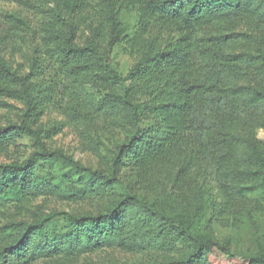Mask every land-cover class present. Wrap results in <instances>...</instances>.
Wrapping results in <instances>:
<instances>
[{"label":"trees","instance_id":"16d2710c","mask_svg":"<svg viewBox=\"0 0 264 264\" xmlns=\"http://www.w3.org/2000/svg\"><path fill=\"white\" fill-rule=\"evenodd\" d=\"M130 2L143 28L179 24L183 31L166 44L135 36L138 57L124 75L101 50V27L92 28L83 45L75 42L72 23L49 36L75 90L104 84L109 93L96 108L100 116L133 128L117 146L109 174L68 159L62 176L74 171L80 188L67 195L44 170L57 157L34 151L23 161L0 163V207L56 192L110 196L125 180L135 187L169 186L182 212L137 208L135 198L125 203V194L105 212L63 213L60 226L50 216L6 223L0 226V264L114 245L143 249L149 233L162 249L186 248L181 259L161 264H219L213 254L233 256L227 243L202 234V223L238 230L254 207L253 193L264 192V142L257 137L264 130V0ZM76 3L64 0L69 14ZM108 21L106 44L112 46L125 31L113 13ZM208 25L213 31L198 35L197 28ZM27 82L28 74L19 75L0 58V96L26 101L21 124L0 126V148L22 135L36 136L26 123L33 106ZM242 261L264 264V253L243 254Z\"/></svg>","mask_w":264,"mask_h":264},{"label":"rangeland","instance_id":"374dc122","mask_svg":"<svg viewBox=\"0 0 264 264\" xmlns=\"http://www.w3.org/2000/svg\"><path fill=\"white\" fill-rule=\"evenodd\" d=\"M109 13L115 15L125 31L120 41L112 46L106 44ZM66 22L75 26V42L79 45L90 37L92 28L101 27V50L106 51L107 60L121 75L138 57L133 47L135 36H141V39L153 37L166 44L179 37L183 27L179 24H157L156 28H143L138 7L130 0H77L72 15L64 6V0H0V58L19 75L28 74L27 90L33 98V106L26 123L36 134L35 137L22 135L0 148V163L23 161L34 151L51 153L57 159L48 162L44 170L58 179L59 187L64 188L68 195L80 187L72 181L74 171L62 176L60 168H70L67 160L109 174L117 146L126 140L133 128L123 123L117 125L107 116H100L96 108L109 93L104 84H85L75 90V84L67 76V70L59 61L49 38L53 31L66 28ZM212 31L211 25L197 28L198 35ZM25 109L26 101L22 95L0 96V126L21 124ZM257 137L264 142V130H258ZM112 194L64 197L56 192L27 198L0 207V226L11 222H32L45 216H50L60 226L63 213L105 212L125 194L129 196L125 203L135 198L133 202L137 208L162 214L182 212L183 205L169 186L135 187L124 180ZM252 196L254 207L240 229L223 228L203 221L202 234L214 241L227 243L233 254L229 257L216 253L212 255V261L242 264L243 254L264 253V192L257 191ZM148 235L151 242L143 249L114 245L72 255L40 254L30 264H161L177 261L186 254L184 246L176 251L165 250L154 243L151 233Z\"/></svg>","mask_w":264,"mask_h":264}]
</instances>
